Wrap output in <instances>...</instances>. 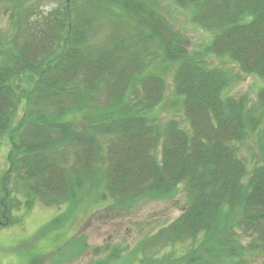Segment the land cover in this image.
Listing matches in <instances>:
<instances>
[{
    "label": "trees",
    "instance_id": "1",
    "mask_svg": "<svg viewBox=\"0 0 264 264\" xmlns=\"http://www.w3.org/2000/svg\"><path fill=\"white\" fill-rule=\"evenodd\" d=\"M91 1L67 0L64 9L45 12L32 5L19 45L5 54L0 50V133L7 129L10 143L8 168L0 177V219H5L0 223L14 221L11 210L20 206L21 195L27 201L69 204L82 195L96 196L97 202L109 198L112 207L130 208L145 197H171L182 185L187 204L159 232L170 229L171 244L189 237L192 246L200 239L180 261L168 256L165 262L145 264H247L242 258L249 249L264 264V143L250 170L237 146L258 126L257 109L245 97L223 96L230 83L227 72L208 67L199 53L188 54L177 35L165 38L140 26L134 36L112 34L105 44L90 45L94 21L85 10L108 7L115 13L112 6L119 4ZM79 2L76 14L72 10ZM133 2L138 15L149 14L147 6L154 14L151 3ZM174 2L191 8L193 21L212 32L201 52L229 58L241 72L263 79L257 100L264 104V0ZM15 23L21 30L19 19ZM64 28L73 32L71 40ZM153 46L176 64L174 90L182 99L188 130L154 113L165 80L145 70L156 57ZM27 81L33 83L29 91L23 88ZM22 98L27 108L10 130ZM53 104L56 111L48 115ZM11 176L16 177L13 184ZM72 211L69 206L47 229L68 225ZM235 227L251 237L248 247ZM71 246H85V238ZM53 256L55 261L62 257ZM35 262L33 257L30 264Z\"/></svg>",
    "mask_w": 264,
    "mask_h": 264
},
{
    "label": "rangeland",
    "instance_id": "2",
    "mask_svg": "<svg viewBox=\"0 0 264 264\" xmlns=\"http://www.w3.org/2000/svg\"><path fill=\"white\" fill-rule=\"evenodd\" d=\"M133 1L135 0H118L119 4L112 6L115 8V13L108 7L101 11L87 8L86 18L94 21L90 28L88 43L92 46L103 45L112 34L134 36L135 27L143 26L152 31L164 33L165 38L170 33L177 35L184 41L188 54L199 53L208 67H217L226 71L230 76V83L224 88L223 96L245 97L248 105L256 108L259 115L256 129L237 143L239 156L245 161L247 170H250L256 155L259 154V146L264 143V104L257 100V92L263 85V79L241 72L229 58L201 52L210 44L213 34L193 21L191 8L178 6L174 0H140L151 3L155 11L151 14L150 7L147 6L146 12L149 14L139 13L138 15L135 10L138 4ZM66 2L67 0H14V3H11L10 0H0V50L2 53L13 51L15 45H19L23 37L22 23L32 5L38 4L41 11L45 12L56 8L64 9ZM91 3L96 4V0ZM80 5V2L76 3L75 10L72 7V11L79 13ZM103 6L106 5L103 4ZM125 9L126 12L122 11L121 18L115 17L120 10ZM35 16L32 15L33 18ZM17 19H19L21 30H17L15 23ZM62 32L64 34L67 32V39L70 40L74 35L68 28H64ZM157 48L151 47L150 52L156 51V57L145 68L146 71L161 74L165 80L164 97L154 113L162 122L176 120L181 127L188 130L190 127L184 115L182 99L176 96L174 90L173 73L176 64L168 61ZM23 88L29 91L33 88V83L27 81ZM24 102L22 98L10 130L25 113L27 105ZM31 102L34 103L33 100ZM65 102L67 103V98ZM52 106L53 110L48 115L56 111L57 106L55 104ZM9 147L6 129L5 132L0 133V177L8 168ZM10 179L13 184L16 177L11 176ZM79 200H73L70 204L38 198L27 201L25 196L21 195L20 206L16 209L11 207L14 221L10 218L7 225L0 223V264H30L33 257L35 264H145L149 260L157 259L165 262L168 256L170 259L180 261V258L197 245L200 239L198 236L192 246L189 237L176 240L171 244L168 235L172 231L168 229L165 233L159 232L169 228L187 204L185 188L182 185L177 187L171 197H145L135 202L130 208L112 207L113 202L109 198L105 202H97L96 196L89 199L82 195ZM69 206H72L73 211L68 225L66 222L59 229H47L50 221L64 215ZM0 220L5 222V219ZM233 230L248 247L251 237L239 227ZM83 237L85 246L81 248L71 246L72 242ZM146 238L151 239L150 243L141 247V243ZM27 246L30 248H24ZM56 252L62 255L59 261H55L53 256ZM46 254L52 255L46 256ZM40 257L43 258L42 262ZM242 259L247 264H258L262 256L259 253L252 254L249 249Z\"/></svg>",
    "mask_w": 264,
    "mask_h": 264
}]
</instances>
